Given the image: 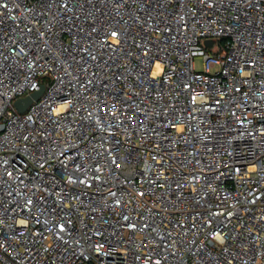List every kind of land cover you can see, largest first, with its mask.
<instances>
[{"label":"built area","instance_id":"1","mask_svg":"<svg viewBox=\"0 0 264 264\" xmlns=\"http://www.w3.org/2000/svg\"><path fill=\"white\" fill-rule=\"evenodd\" d=\"M0 264H264V0H0Z\"/></svg>","mask_w":264,"mask_h":264},{"label":"water","instance_id":"2","mask_svg":"<svg viewBox=\"0 0 264 264\" xmlns=\"http://www.w3.org/2000/svg\"><path fill=\"white\" fill-rule=\"evenodd\" d=\"M45 91V86L42 85L40 89L31 92L28 96L20 98L15 101V106L20 112H25L29 106L37 101Z\"/></svg>","mask_w":264,"mask_h":264},{"label":"rangeland","instance_id":"3","mask_svg":"<svg viewBox=\"0 0 264 264\" xmlns=\"http://www.w3.org/2000/svg\"><path fill=\"white\" fill-rule=\"evenodd\" d=\"M222 43H223V40L218 39V44L222 45ZM211 53L215 54L214 51H211ZM195 64H196L197 70H199V71L204 70L203 59L201 57H198V58L195 59ZM213 70H215V68H213Z\"/></svg>","mask_w":264,"mask_h":264}]
</instances>
